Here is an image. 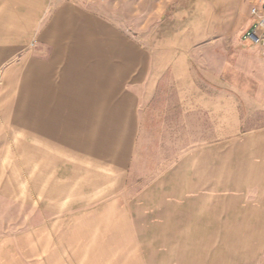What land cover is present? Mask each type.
I'll return each instance as SVG.
<instances>
[{"label":"rangeland","instance_id":"obj_1","mask_svg":"<svg viewBox=\"0 0 264 264\" xmlns=\"http://www.w3.org/2000/svg\"><path fill=\"white\" fill-rule=\"evenodd\" d=\"M263 2L0 0V264H148L154 243L163 264L181 231L203 264H264V54L244 40ZM89 26L127 70L102 115ZM58 46L70 113L37 95ZM73 115L107 139L70 148Z\"/></svg>","mask_w":264,"mask_h":264},{"label":"crops","instance_id":"obj_2","mask_svg":"<svg viewBox=\"0 0 264 264\" xmlns=\"http://www.w3.org/2000/svg\"><path fill=\"white\" fill-rule=\"evenodd\" d=\"M71 19V18H70ZM87 32L90 33L89 38H87L88 41H85V43L88 44V55L86 57V63H87V72L88 74V88L91 90L90 95H92V92L94 93L93 96L95 98H98V103H94L91 107V109L86 110L87 114L90 113L92 115H102L104 114V111L106 110V100H109L112 97V94L116 96V93H118L119 88L121 86V82H123L125 75H126V68L122 67L121 63L117 62V59H120L122 57H115L112 58L110 61L107 57V49L105 46H101L102 43H100L99 48L96 40L102 41L105 40L106 36L103 35V32L92 30V28H87ZM105 32V31H104ZM104 45V44H103ZM58 53L57 56L54 58L53 62L49 64H38L36 67L37 69V80H38V91L37 95L39 97V104L42 105V111L44 112L43 106L46 105L49 107L51 106L50 112L52 113H60L62 112H74L72 109L67 108H61L63 106V103L61 104L59 102V98L70 96V94L65 93L64 90H62V85L59 83V81H64L68 70L64 67V62L62 63V68L57 67L60 64L61 60L68 61L67 59L71 58V51L68 49L67 51L63 52V49L58 46ZM66 52V53H65ZM95 61V62H92ZM69 64V62H67ZM73 63V62H72ZM58 68V69H57ZM56 69L59 70L57 73ZM58 80V81H57ZM62 81V82H63ZM57 82V83H56ZM74 94V93H73ZM46 98V100H45ZM49 98H51V101H49ZM48 101V103H47ZM69 106V104H68ZM66 107V105H65ZM88 109V106L87 108ZM49 111V109H48ZM101 112V113H100ZM75 115V114H74ZM73 115V126L70 128V135H69V142L68 146L70 148H76V146L81 145L82 141L84 142L86 139L91 138L97 139L96 141L93 140L94 143H100L101 139H107L108 136L106 135H93L92 133L86 136H78L76 135L75 125L76 117ZM84 121V120H82ZM91 127L93 128H100L101 126L99 123L97 124V121L94 120V117L92 116L91 119ZM40 124L38 125L41 129L45 128L44 121H38ZM80 139V140H79ZM194 224L200 223L198 218H194ZM201 224V223H200ZM187 225V223H185ZM188 230V228H186ZM182 229V230H186ZM178 236V238H176ZM200 234L198 233H188V232H179V233H165L167 242L163 243V264H203V257L201 255H198L197 251L193 252V249L197 247L196 244H189L187 241L192 240H198ZM176 236V237H175ZM175 241H177L175 243ZM182 241H185V243H182ZM174 242V243H173ZM159 250H157V245L154 243L151 245L150 255L148 264H158L161 263L160 254L162 253L161 247H158ZM219 262V260H218ZM229 263V262H228ZM219 264V263H218ZM234 264V263H233Z\"/></svg>","mask_w":264,"mask_h":264},{"label":"built area","instance_id":"obj_3","mask_svg":"<svg viewBox=\"0 0 264 264\" xmlns=\"http://www.w3.org/2000/svg\"><path fill=\"white\" fill-rule=\"evenodd\" d=\"M251 17L253 22L244 34V40L264 54V2L251 8Z\"/></svg>","mask_w":264,"mask_h":264}]
</instances>
